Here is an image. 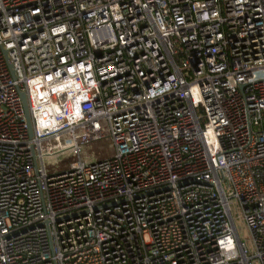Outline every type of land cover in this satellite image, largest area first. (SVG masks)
<instances>
[{
  "label": "built area",
  "instance_id": "2783aa9c",
  "mask_svg": "<svg viewBox=\"0 0 264 264\" xmlns=\"http://www.w3.org/2000/svg\"><path fill=\"white\" fill-rule=\"evenodd\" d=\"M0 264H264V0H0Z\"/></svg>",
  "mask_w": 264,
  "mask_h": 264
},
{
  "label": "rangeland",
  "instance_id": "374dc122",
  "mask_svg": "<svg viewBox=\"0 0 264 264\" xmlns=\"http://www.w3.org/2000/svg\"><path fill=\"white\" fill-rule=\"evenodd\" d=\"M115 149L113 143L109 138L88 144L82 147L81 161L86 164L96 163L100 160L110 159L114 157ZM78 156L74 155L72 151H66L58 154L53 158L46 160V168L50 174H59L67 171L70 166L79 162ZM232 213L235 218L237 227L239 229L241 240L252 250V242L249 232L241 219V210L239 205L235 202L232 207Z\"/></svg>",
  "mask_w": 264,
  "mask_h": 264
},
{
  "label": "water",
  "instance_id": "95a60500",
  "mask_svg": "<svg viewBox=\"0 0 264 264\" xmlns=\"http://www.w3.org/2000/svg\"><path fill=\"white\" fill-rule=\"evenodd\" d=\"M23 98H24V105H25L27 122H28V125H29V128H30V132H32V123H31V117H30V114H29L27 100L25 99V96H23Z\"/></svg>",
  "mask_w": 264,
  "mask_h": 264
}]
</instances>
